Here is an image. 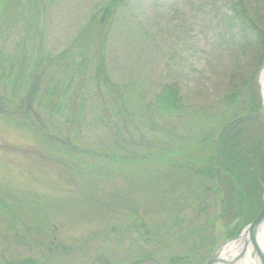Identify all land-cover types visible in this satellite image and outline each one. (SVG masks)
<instances>
[{"label": "rangeland", "instance_id": "rangeland-1", "mask_svg": "<svg viewBox=\"0 0 264 264\" xmlns=\"http://www.w3.org/2000/svg\"><path fill=\"white\" fill-rule=\"evenodd\" d=\"M257 31L264 0H0V264H207L212 143L264 122Z\"/></svg>", "mask_w": 264, "mask_h": 264}, {"label": "trees", "instance_id": "trees-1", "mask_svg": "<svg viewBox=\"0 0 264 264\" xmlns=\"http://www.w3.org/2000/svg\"><path fill=\"white\" fill-rule=\"evenodd\" d=\"M232 20L238 23L240 34L253 27L249 14L239 8L234 10ZM97 23L104 24L103 16ZM256 33V40L264 47V32ZM255 110L248 108L244 115L223 127L212 143L213 152L204 170L205 178L215 182L212 194L219 204L216 218L229 237L238 235L263 207L264 122H260L262 129L258 130L247 120V115H252ZM170 261L180 263L184 258L173 257ZM129 264L147 263L138 259Z\"/></svg>", "mask_w": 264, "mask_h": 264}, {"label": "bare ground", "instance_id": "bare-ground-1", "mask_svg": "<svg viewBox=\"0 0 264 264\" xmlns=\"http://www.w3.org/2000/svg\"><path fill=\"white\" fill-rule=\"evenodd\" d=\"M258 84L264 108V66L259 73ZM255 242L257 248L264 254V220L255 231ZM243 248L245 251L240 255ZM214 264H259L248 234L244 232L237 239L226 242L221 247L218 259Z\"/></svg>", "mask_w": 264, "mask_h": 264}, {"label": "water", "instance_id": "water-1", "mask_svg": "<svg viewBox=\"0 0 264 264\" xmlns=\"http://www.w3.org/2000/svg\"><path fill=\"white\" fill-rule=\"evenodd\" d=\"M263 220H264V206H263L262 210L257 214V216L253 219V221L242 232V233L245 232V233L248 234V237H249V240H250V244L253 246V248L255 250V254H256V257H257V260H258L259 264H264V254L256 246L255 231H256L257 227L260 225V223ZM238 237L234 238L233 240L237 239ZM220 249H221V247L216 250L213 258L207 264H214L217 261L218 255L220 253ZM244 251H245V248H243V250L240 253V255H242L244 253Z\"/></svg>", "mask_w": 264, "mask_h": 264}]
</instances>
